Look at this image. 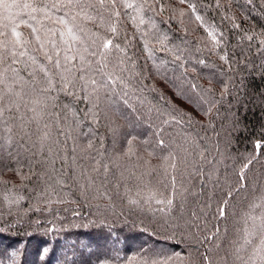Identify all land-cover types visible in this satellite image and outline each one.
<instances>
[{"label":"trees","instance_id":"obj_1","mask_svg":"<svg viewBox=\"0 0 264 264\" xmlns=\"http://www.w3.org/2000/svg\"><path fill=\"white\" fill-rule=\"evenodd\" d=\"M3 2L0 264H264V0Z\"/></svg>","mask_w":264,"mask_h":264},{"label":"snow or ice","instance_id":"obj_2","mask_svg":"<svg viewBox=\"0 0 264 264\" xmlns=\"http://www.w3.org/2000/svg\"><path fill=\"white\" fill-rule=\"evenodd\" d=\"M181 3L184 2V0H180ZM3 8L5 11H8L9 9H11L12 7H16L17 5H13V4H9L6 2V0H4L3 2ZM28 5H25V7H27ZM63 7H82L83 5L81 4V0H68V3L67 4H64V5H61ZM100 6L103 7L104 6V0H100ZM55 7V5H54ZM128 7H132L131 4L128 5ZM189 7H191L193 9V11H195V7L193 5H189ZM197 20H200L201 17L197 16L196 17ZM23 22V21H22ZM60 22L63 23L64 20L63 18L61 17L60 18ZM33 32H35L36 30L33 28L32 29ZM71 29H69V32L71 33ZM13 32H15V29H13ZM16 36L19 37V33H16ZM251 39V38H250ZM17 43H19V39H17L16 41ZM8 44H9V41L5 40L4 41V48L7 49L8 47ZM112 44V41L109 40L106 44L103 45L104 48H108L110 45ZM85 51H88L87 49H85ZM91 56H96L97 53L95 51H92L89 53ZM75 57H73L74 59ZM81 60L83 61L84 60V57L81 55ZM47 59L49 61H52L53 58L52 56H48ZM68 57L66 56L65 57V60H67ZM177 59H180L179 56H177ZM120 63H123V61H121ZM201 63H203V61H201ZM88 66L85 67L84 64L81 65L79 71L81 73V76H80V79L81 80H86V77H87V80H86V83H91L93 86H94V91L97 92V101L99 100V91L101 89H105V88H108V87H111L112 85H115L117 84L118 80L117 79H113L111 77L107 78V79H100L99 81L95 78V75L99 74L101 76H103V69L107 67V64L105 63H100L97 67H92L91 66V62H87ZM55 66L56 67H60L61 66V62H60V59L59 57L57 56V59L55 60ZM117 68H120V65L118 64L116 66ZM125 69L123 68H120V71L123 72ZM89 73H92L91 76H89L88 74ZM119 83H123V79L122 78H119ZM192 88L193 90H195L197 88V85L196 84H192ZM106 94V93H105ZM125 95H127V93H125ZM221 99H223V96H221ZM206 103H209V107L207 108L206 111H204V115L205 116H208L211 112H212V109L216 107L217 104L220 103V100H215V101H212V102H208V101H205ZM125 103H127V100H125ZM189 103H191V101H189ZM180 114L179 116L177 115H172L171 117V120H166L164 121V123L166 124H169V123H176V124H180L183 122L182 120V117L183 115L187 114L186 113V110H177ZM218 108H217V112H218ZM211 123V121L209 122ZM62 134V133H61ZM160 145L164 146L165 142L164 140H160L159 141ZM91 147V144L89 145ZM255 148L257 151H259V149L261 148V144L260 143H256L255 144ZM203 156V154H202ZM168 158H171L172 161H173V165L172 167L175 168V154L174 153H169V157H166L165 159H168ZM256 157H252V159H255ZM252 159H249L248 162L246 164H244L243 168L241 169V172L239 173V176H240V180H241V186L243 187V181L245 179V176H244V170H246L248 168V166L252 163ZM208 163H212L213 161L209 160L207 161ZM99 161H96V164L99 165ZM104 169H105V172H107L108 170V166L107 165H103ZM99 168H94V171H98ZM204 173V169L203 167H201L200 169L197 170V172L195 174H199V175H203ZM169 184L171 185V189H172V193H173V198H170L166 201V204H167V213L168 214H171L173 212V209L175 208V204H174V199L177 195V192H178V189H177V181H176V176L175 175H170L169 177ZM232 195L231 192L228 193V196L230 197ZM158 204L159 203H165L164 201H160V200H157L156 201ZM130 203L132 204H136L137 201L135 200H132L130 201ZM227 205V200H225L224 202V205L223 206H220L218 207L217 209V215L219 218H223L225 216V206ZM184 204L183 202L180 203L179 205V214L178 216L176 217L175 219V222H174V225H168V226H174L175 228H179L181 227V224H180V221L184 219ZM160 211L164 212L165 209H160ZM192 215L195 217L196 214L195 213H192ZM165 224L167 225L168 224V221H165ZM184 225L185 226H195V227H198V225H193V223L191 221H188V220H184ZM219 235V228L217 227L216 231L214 233H211L207 236H205L203 238V240L200 241L201 244H204V243H207L209 241H212L213 239H215L216 237H218ZM217 247H219V245H217ZM199 250V249H197ZM48 249L45 248L43 250L44 253H47ZM207 251V250H206ZM13 255H15V253H13ZM203 256V260L205 262H208V256L205 254H202ZM153 264H165L164 261H154ZM208 264H210V262H208Z\"/></svg>","mask_w":264,"mask_h":264}]
</instances>
